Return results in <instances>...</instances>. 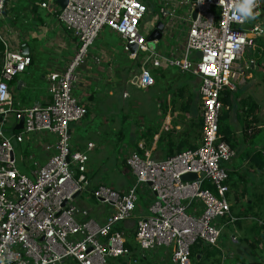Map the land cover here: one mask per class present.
Listing matches in <instances>:
<instances>
[{"label":"built area","instance_id":"1","mask_svg":"<svg viewBox=\"0 0 264 264\" xmlns=\"http://www.w3.org/2000/svg\"><path fill=\"white\" fill-rule=\"evenodd\" d=\"M164 1L156 21L149 24L144 19L152 12L143 0H68L65 9L58 0H41L38 8L56 14L78 44L66 67L47 75L50 102L29 108L16 106L11 87L31 66L32 57L23 55L17 36L9 37L7 27L0 26V264H116L122 259L137 264L130 241L143 258L165 249L170 253L169 264H192L195 245L219 248L225 228L241 220L232 214L229 197L232 170L227 164L238 150L220 134L222 99L227 90L238 91L245 68L239 62L247 49L255 48V34L264 35L260 23L248 24L261 15L262 2L253 0L245 16L238 11L245 0ZM9 2L0 0V20L8 16L3 11ZM158 22L165 26L164 36L172 33L176 23L187 26L181 55L151 51L148 38ZM105 28L121 37L130 59L143 58L131 81L136 89L155 86L152 69L162 67H174L201 82L202 131L197 147L155 160L141 154L139 145L125 161L134 184L124 192L94 184L87 175L93 145L82 151L72 143V125L81 124L89 112L73 91L80 69L94 58L90 50ZM134 45L136 53L130 51ZM199 52L201 58H195ZM22 119L23 129L15 130ZM45 133L54 136V143L47 147L52 155L44 165L32 156L23 158L21 163L30 162L33 168L21 173L12 142L18 148L28 138ZM244 133L264 134V121L252 122ZM261 152L264 156V149ZM187 174L198 178L183 181ZM85 190L90 191L88 199L109 207L102 224L77 205ZM139 193L152 199L146 201L148 215L136 217ZM133 219L136 225L129 239L122 225ZM250 219L264 226V214ZM218 220H223L222 226Z\"/></svg>","mask_w":264,"mask_h":264},{"label":"crops","instance_id":"2","mask_svg":"<svg viewBox=\"0 0 264 264\" xmlns=\"http://www.w3.org/2000/svg\"><path fill=\"white\" fill-rule=\"evenodd\" d=\"M173 1L174 0H172V2ZM164 2H165L164 0H159L160 8L164 4ZM146 4L148 3L146 2ZM20 19L21 22L19 23V25L21 27L15 30L16 33L14 34L20 40V45L26 44L30 50V56L32 57V64L30 67H32V65L34 64V56L32 55V50L29 47L31 41L33 40L35 41L37 40L39 42L45 41L46 43H44V45L46 44L50 51L49 53H47V55H49V58L47 59L46 66L45 67L38 66V68L43 70V72H41L39 76H40V83L44 84L45 88L43 89V93L39 97H37L36 100L33 101L34 105H47L50 102V95L48 93L47 75L52 71H61L62 69H64V67H66L68 61L74 56L78 43L76 38L70 32H68L67 29L63 27V24L60 22L58 16L50 11L43 10L37 7L32 11L24 10L20 14ZM253 20L250 21H252L254 24L255 23L257 24V18ZM187 30H188L187 26L185 24H182V22H180L179 24L176 23L172 33L164 36L165 39L163 38L165 40L166 49H162V48L159 49L160 47L158 43L156 44V51L161 52L164 56H168V57L181 55L184 52L186 46ZM169 41H173L174 44L170 45ZM261 50H262V56L264 57V48H262ZM113 51L114 50L109 51L108 48L103 47L102 49H100L99 54L97 53L93 54L95 56L94 58L100 59V63L98 64L96 62L94 63L95 67L96 68L98 67L96 72L90 70L87 65L82 69H80L79 71L80 79L79 82L77 83L76 89L80 88V91L82 92L83 96L87 98V100L83 102L87 104L89 111V115L85 118V120L93 116V112H92L93 109H96V112L100 113L101 111L100 106L105 105L104 101L101 99L102 97L107 96V98L110 100L115 98H121L124 101H127L128 97H131L129 89L135 88L132 86L131 81L132 78L139 73L140 67L143 63V58L139 57L140 58L139 60H132L129 58V54L127 53V57L123 58V62H122L121 61L122 58L117 56ZM253 51L255 55V49ZM195 58L198 57L195 56ZM263 65L264 64L257 63L256 60L251 58L249 63L243 66L245 68L243 70L242 84L238 87L239 88L238 91L233 92V94L242 91L241 89L245 86V84L247 85L254 78V73L250 71L251 68L252 70L255 69L257 70L259 68L260 70L264 71ZM103 66H105L106 68L104 69ZM106 69L107 71L105 73V76H101L103 71ZM260 70H258V72ZM152 71L154 73L155 81H156L154 87H157L160 84L159 79L165 78V74H170L169 68H164V67L159 69H152ZM17 77L13 81L11 87L13 96L15 94L14 93L15 88L13 84H15L16 81H18L19 89H22L26 86L25 83L23 81L18 80ZM175 78H179V80L175 82ZM168 80L169 78L165 81L167 85V90L169 91L167 93L172 94V96H174V94H178L177 97L179 95L182 96V98H184V101L183 103L180 104L179 107H177V103H175L176 101H166V94H167L166 93L164 97L165 99L159 102L157 105V107L159 108L158 120L161 121V123L158 125L156 124L157 125L156 128L154 130L150 129L144 137L142 136V138L140 139H138L137 137L136 140L129 139L128 143H124L125 140L119 141V137L117 140L114 138L109 140L101 136V134L99 133L100 136L94 138L99 144L93 141H87V143H85L83 138H80L79 136H77V138L75 137L73 142V147L75 150L88 151L89 146L93 145L92 149L88 154L90 157L89 169L91 172V179L93 180L94 184L104 183L108 186H111L114 189L116 188L114 187L115 185L113 186L108 184L107 179L104 176L100 175V178L96 177L98 174V171L96 173L97 165L95 166L94 162H92L93 159L92 157L95 155L96 152L100 150L99 147L101 146L106 147L108 145H111L113 142H119L121 144L123 143L122 144L123 151L124 149L129 148L130 149L129 152H131L134 149H137L139 145H141L143 147V150H141V154L147 153L155 160H164L167 157H171L181 153V151L182 150L184 151V149L186 150L195 149L197 147L201 136L199 135L197 139L195 138V136H191L192 132L190 131V125H192L194 122H192L193 119L191 120L192 117L190 118V116L194 115L195 111L199 112L201 115L200 112L201 101L199 95L201 82L197 77L191 74H181L179 71L172 76L171 78L172 81H168ZM173 83H175V85H172ZM195 95L197 98V103L196 105H193L192 101H196L194 98ZM226 97L227 95L225 94L224 98ZM231 105L232 104L229 103L225 107H227V109H231L230 108ZM175 106L178 110L175 108ZM192 106L196 108L192 109ZM172 110L176 112L173 113L174 117H172ZM247 115L248 114L245 115L246 124L242 126L243 131L247 128L248 124L250 125L252 122H255L253 118L254 116L252 117ZM178 117L183 119V121L180 122L178 120ZM83 125L84 123L72 126L71 128L72 138H73L75 126L79 128L82 127ZM199 128H200L199 130V134H200L202 131L201 118L199 120ZM263 135L264 134H257L254 135L255 137L251 136V139L249 138V140L245 141L244 146L240 145L241 142H239V140H237L236 146L232 144L233 141L232 142L228 141V142L231 143L232 146L236 147L238 152L241 150L242 147H245L242 148L241 154L242 153L244 154L247 151V152H251L253 155L255 152H261V150L264 149ZM245 136L250 137L248 135H245L244 133V137ZM33 139H35L34 147L38 149L37 155L36 156L28 155V156H24L23 158L32 156L35 158L37 162H39L41 165H44L48 161V158L53 153L52 150H47V147L51 146L54 143V136L45 133L40 135L38 138H34V137L28 138L27 141ZM225 139L227 140L226 137ZM260 143H262V145L258 146V144ZM253 144L255 145V148L251 151L250 148ZM241 154L239 156L238 161L239 162L242 161V164L238 166L236 162H234L230 167V169L232 170L231 173L234 174L236 173L237 175L241 173L242 169L244 168V163L248 161V160L243 161L242 159L240 160ZM236 158H238V153ZM22 161L23 160L20 161V164L25 172L30 170V168L31 169L33 168L30 162L23 164L21 163ZM117 163H118L117 167L120 171V174L124 176L126 175L129 176L130 174V177H132L130 170L127 169L124 166V164H119L118 161ZM101 165L104 166L105 164L102 163ZM123 168H126L127 172H124ZM131 184L128 187H122L118 191L119 192L126 191L131 186ZM229 186L231 189V184H229ZM230 195H231V191H230ZM147 200L148 198L145 199V202ZM247 201H249V199L246 200V203ZM76 202H78L77 205L80 206L81 208L87 209L90 212V215L93 216V218L96 219V221L99 224H102L105 221L109 212L108 206L99 203L97 200L94 203H92V199L83 200L82 196ZM234 203L235 205L240 203V199L238 200L237 197H235ZM243 211L244 209L242 208L240 212ZM233 213L235 216V212ZM239 219H241L240 221H238L240 222V226H238L237 223L234 224V226L231 228L232 231L227 232L226 233L227 235L223 237L224 242L221 243V246L219 248H209L207 254H204L203 258L199 256V259L202 258L203 262L194 263L192 260V264H208L207 261L209 260H210L209 264H248L249 259L253 256L255 259L257 258L260 259V261L264 264L263 260L260 258V257L262 258L264 257V251L263 254L259 253L260 250L258 248H254L253 246L252 249H249L250 245H253L252 243H250L252 239H255L256 237L263 238L260 237V234L256 233L255 224L257 225L259 224L256 221L251 220L250 217H240ZM135 225H136V219L128 221L122 225V228L126 230L129 239L134 232ZM263 235H264V230H263ZM130 243L133 248L132 250L135 251L134 252L135 256H133V258H137L138 263L139 261L147 262V258L149 256H147L146 258L139 256V253L136 251V247L134 243L132 241ZM217 252H220V254L216 256L209 255V253L213 254ZM159 253L160 252L151 254V257L153 258L154 262L156 264H169L170 261L167 258L168 256L170 257V253L166 251L165 254L159 255ZM238 256L241 257L239 260H237ZM120 261H123L121 262V264H130V261H128V259H122Z\"/></svg>","mask_w":264,"mask_h":264},{"label":"rangeland","instance_id":"3","mask_svg":"<svg viewBox=\"0 0 264 264\" xmlns=\"http://www.w3.org/2000/svg\"><path fill=\"white\" fill-rule=\"evenodd\" d=\"M40 1L41 0H10L7 11L8 16L0 20V26L2 27L6 26L7 29L9 30V37H11L14 33H16L15 30L21 27L19 25V23L21 22L20 19L21 12L24 10L32 9L34 7L38 8L37 5L39 4ZM143 1H145V3L146 2L148 3V6L150 7V10L152 12L151 14L146 15L144 19V23L152 24L154 23V21H156L155 19H157V17L159 16V11H160L159 0H143ZM261 2L263 6L261 8V15L257 18V23H260L264 27V0H261ZM255 35H256V46L254 48L255 55L253 51L254 49L251 50L247 49L244 53L242 60L239 62L242 66L248 64L251 58L256 60L257 63L264 64V57L262 56V50H261L262 48H264V35H259V34H255ZM164 39H162L159 42V47H160L159 49L161 48L166 49ZM44 43L46 42L45 41L39 42L37 40L36 41L33 40L30 42L29 47L31 48L32 55L34 56V64L26 71L27 73L23 75H19L17 77L18 80L23 81L26 86L22 89H19L18 81H16V83L13 84L15 88V92H14L15 103L16 106L19 108L32 107L34 105L33 101L36 100V98L43 93V89L45 88V85L40 83V76H39V74L43 72V70L38 68V66L45 67L47 63V59L49 58V55H47V53H49L50 51L48 49V46L46 44L44 45ZM169 44L173 45L174 43L173 41H169ZM103 47L108 48L109 51L114 50L113 52H115L117 56L122 58L121 60L122 62H123V58L127 57V53L124 50V42L121 39V37L107 28L101 31L100 35L96 39L93 48L90 50V56L92 54V56L95 57L93 54L94 53L99 54L100 49H102ZM94 63H95V59L90 58V61H88L87 66L90 70L96 72L98 67L96 68ZM103 67L104 69L106 68L105 66ZM169 70H170V74H165V78L159 79L160 84L157 87L153 86L147 90H137L135 88H130L129 92L131 97H128V99L129 98L130 99L129 100L127 99V101H124L121 98H115L110 100L107 98V96L102 97L101 99L104 101L105 105L100 106V110H101L100 113H97L96 109H93L92 110L93 116L91 118L89 117V119L87 120H84L82 122V124L84 123L82 127L78 128L77 126H75L72 143L74 142L75 137L77 138V136H79L80 138L84 139L85 143H87V141H93L99 144L94 138L99 137L100 134L101 136L109 140H111L112 138L117 140L119 137V141L125 140L124 143H128L129 139L136 140L137 137L138 139H140L142 138V136L144 137L150 129L154 130L156 126L161 123V121L158 120L159 108L157 107V105L159 102L165 99L164 98L165 94L169 92L167 90V85L165 81L168 78H169L168 81H172L171 80L172 76L178 72V70L174 67H170ZM258 70L260 69L258 68L257 70L256 69L252 70L251 68L250 71L254 73V78L252 80L248 79L251 81L247 85L245 84V86L241 89L242 91H239L236 94H233L228 90L226 91V95L228 96L230 104L232 105L230 106L231 109H227V107L223 108L222 118L220 121V134L225 136L227 139H230V141H233V144H235V146L237 145L236 143L237 140H239V142L246 141L244 137V131L242 128V126L246 124L245 123L246 114H248L247 116H252V117L254 116L253 118L257 123L264 121V71L260 70L258 72ZM106 71L107 69L103 71L101 76H105ZM178 80L179 78H175V82H177ZM172 85H175V83H173ZM73 95L74 97L82 100L83 102L87 100V98L83 96L82 92L80 91V88L75 89L73 91ZM177 95L178 94H174V96H172V94L167 93L166 101H176L175 103H177V107H179L180 104L183 103L184 98H182V96L180 95L177 97ZM194 98L196 101H192V104L196 105L197 103L196 95L194 96ZM251 105L255 106L256 111L254 114H251L249 111V107ZM195 108L196 107L192 106V109ZM173 113L176 112L172 110V117H174ZM190 118L191 120L193 119L192 122H194L192 125H190V131L192 132L191 136H195V138L197 139L199 135L201 136V133L199 134V130H200L199 120L200 118L202 120V117L199 112L195 111V114L191 115ZM178 120L180 122L183 121V119H181L180 117H178ZM11 127L12 124H8V128L11 129ZM40 135L34 136V138H38ZM34 143L35 140L26 141L21 146L15 149V155L18 162H20L24 156L37 155L38 149L34 147L35 146ZM122 144L119 142H113L111 145H108L106 147L101 146L99 147L100 150L96 152L95 155L92 157L93 158L92 162H94L95 166L97 165L96 173L98 171V174L96 177L100 178V175L104 176L107 179L108 184L113 186L115 185L114 187H116L115 190L117 191L120 190L122 187H128L131 183L134 184V178L132 179L133 176L130 177V174L129 176L128 175L124 176L120 174V171L117 167L118 164L117 161H118L119 164H124V166L128 169V167L125 165V161L126 158L128 157L130 149L127 148L124 149L123 151ZM261 145L262 143L258 144V146ZM254 148L255 145L253 144L250 150L252 151ZM185 150L186 149H184V151ZM240 154H241V150L238 152V158H235L230 163H228L227 167H231L234 162H236V164L240 166L242 164V161L241 162L238 161ZM251 155L252 153L247 151L246 153L241 154L240 160L242 159L243 161L244 160H248V161L244 163V168L242 169L241 173H239L236 177H234V179H232L230 182L231 184L230 202L233 207V212L237 214L238 212L241 211L242 208L244 209V204L246 203V200L250 199L251 190H253L258 194L264 192V169L258 170L255 166L252 165V163L250 162ZM101 162L104 163L105 165L104 166L101 165L102 164ZM126 168H123L124 172H127ZM20 171L21 173H24V170L22 168H20ZM246 171H249V174L246 175ZM90 173L91 172H89V174L87 175L88 178L90 177L91 179ZM244 191H247V193L244 194ZM82 197L83 200L88 199V197H90V191L85 190L82 194ZM235 197H237L238 200L240 199V203L236 205L234 203ZM146 198H148V200L152 199V197L146 194L143 195L139 193V202H138L139 209L135 213L136 214L135 216L140 217L141 215H148V209L146 206L147 204L145 202ZM94 202H96V200L92 199V203ZM223 223H224L223 220H218L217 222L219 226H222ZM233 226L234 225H230L226 227L223 233V237L227 235L226 234L227 232L232 231L231 228ZM250 243H252L253 245H250L249 249H252L253 246L254 248H258L260 250L259 253L263 254L264 237L263 238L256 237L255 239H252ZM159 252H160L159 255L165 254V249H161ZM147 256H149L147 258V262L139 261L138 264H156L153 258L151 257V253H148ZM169 258L170 257L168 256L167 259L170 261ZM260 258L264 262V257L263 258L260 257ZM209 261H207L208 264ZM121 262L123 261L119 260L116 262V264H121ZM248 262H249L248 264H263L260 261V259L258 258L255 259L254 256L251 257Z\"/></svg>","mask_w":264,"mask_h":264},{"label":"trees","instance_id":"4","mask_svg":"<svg viewBox=\"0 0 264 264\" xmlns=\"http://www.w3.org/2000/svg\"><path fill=\"white\" fill-rule=\"evenodd\" d=\"M222 102L225 106H227V104L230 103L229 101V98L228 96L226 98H223L222 99ZM249 107V106H248ZM249 111L251 114H254L255 113V106L254 105H251L249 107ZM89 115V112L87 114V116ZM249 126V124H248ZM247 126V127H248ZM255 137V136H254ZM249 138L251 139V137H247L245 136V139L246 140H249ZM227 141L229 142H232L230 141V139H227ZM242 143V142H241ZM240 145L244 146V143L245 141H243V143ZM233 144V143H232ZM235 145V144H233ZM242 148H245V147H242ZM241 148V150H242ZM250 162L252 163L253 166H255L258 170H263L264 169V156L262 154V152H255L251 157H250ZM254 168V167H253ZM249 174V171H246V175ZM245 175V176H246ZM237 174L235 173H230V182L232 179H234V177H236ZM249 183V182H248ZM247 191H244V194H246ZM232 214L234 215L233 213V209H232ZM262 214H264V192L261 193V194H258L256 192H254L253 190H251L250 192V199L249 201H247V203L244 204V211L243 212H238L235 213V217L237 215V218L239 217H254V218H260L262 217ZM242 223V222H241ZM237 225L240 226V222H237ZM256 227V233L257 234H260V237H264L263 235V230H264V226H259L257 224H255ZM230 226V225H229ZM131 239V238H130ZM131 242V241H130ZM129 242L128 244V247L133 249L132 248V245L131 243ZM208 247H205L203 246L202 244H197L193 249H192V254H191V259H193V262L194 263H201L203 262V256L204 254H207L208 252ZM220 252H217V253H213V254H210L209 255H213V256H216V255H219ZM199 256H201L202 258L199 259ZM241 257L238 256L237 260H239Z\"/></svg>","mask_w":264,"mask_h":264},{"label":"water","instance_id":"5","mask_svg":"<svg viewBox=\"0 0 264 264\" xmlns=\"http://www.w3.org/2000/svg\"><path fill=\"white\" fill-rule=\"evenodd\" d=\"M9 1V0H8ZM58 5L62 8L65 9L67 4H68V0H58ZM7 6L8 4H6L4 11H3V15L7 16ZM248 24L250 26L253 25V22L249 20ZM164 29L165 26L162 22H158V24L156 25V28L154 29V31L151 33V35L148 38L149 41V48L151 49V51H155L156 50V42H160L163 37H164ZM22 53L25 56H30V50L28 48V46L26 44L22 45L21 47ZM130 51L133 53L137 52V46H130ZM202 54L199 52L197 53V57L201 58ZM2 118H0V122H1ZM24 119L21 120V122L17 125L15 130H21L23 129V125H24ZM7 133H10L11 130H4ZM13 146L14 148H17V142L13 141ZM198 176L195 174H187L185 176L182 177L183 181H193V180H197Z\"/></svg>","mask_w":264,"mask_h":264},{"label":"clouds","instance_id":"6","mask_svg":"<svg viewBox=\"0 0 264 264\" xmlns=\"http://www.w3.org/2000/svg\"><path fill=\"white\" fill-rule=\"evenodd\" d=\"M253 7V0H245V3L240 6L238 11H243L245 13V16H247L250 12V10ZM225 17H227V10L225 11ZM233 19V18H232Z\"/></svg>","mask_w":264,"mask_h":264},{"label":"snow or ice","instance_id":"7","mask_svg":"<svg viewBox=\"0 0 264 264\" xmlns=\"http://www.w3.org/2000/svg\"><path fill=\"white\" fill-rule=\"evenodd\" d=\"M207 71V69H205Z\"/></svg>","mask_w":264,"mask_h":264}]
</instances>
